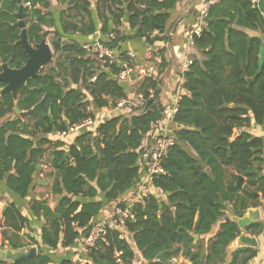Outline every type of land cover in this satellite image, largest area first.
<instances>
[{
  "label": "trees",
  "instance_id": "trees-1",
  "mask_svg": "<svg viewBox=\"0 0 264 264\" xmlns=\"http://www.w3.org/2000/svg\"><path fill=\"white\" fill-rule=\"evenodd\" d=\"M21 1L31 5L25 6L31 42H40L51 32L56 40L72 38L61 41L42 77L30 79L20 88L17 103L11 92L2 94L0 118L14 112L16 105L24 112L0 128V179L14 167L8 185L26 196L38 158L53 148L54 171L48 173L53 180L52 192L72 196H63L54 209L47 199L31 201L33 212L46 220L41 246L36 255L12 264H118L116 252L125 264H134L137 251L142 257L140 264H174L178 256L191 264H247L257 254L250 247L233 251L230 262L226 260L229 244L240 234L237 222L228 219L227 211L231 208L236 215L244 213L252 195L249 186L262 180L258 171L264 143L250 127L264 122V0H222L210 7L202 32L193 35L202 58H194L184 72L187 94L182 95L173 115L175 143L161 159L164 172L152 175L149 191L140 199L118 202L119 207L132 204L134 217L117 227V217L113 216L104 226L105 234L82 254V262L75 260L79 241L92 228L106 202L128 195L140 180V160L147 159L143 157V140L164 117L159 99L163 63L158 64L154 75L138 81L135 91L144 95L142 104L134 103L129 113L122 111L98 121L95 109L117 108L121 99L128 104L134 101L117 74L123 62L138 74V62L123 50H117V61L104 62L90 52L87 43L73 38L78 33H96L91 0H66L67 7L60 15L61 29H55L50 0ZM177 2L98 0L101 32L106 37L114 33L113 42L118 47L137 36L153 40L158 35L152 38V34L165 27L169 11ZM18 8L17 0H0V69L3 62L20 68L28 59L17 42L21 30L14 13ZM126 12L133 34L120 30ZM247 30L260 35H250ZM88 117L95 119L94 125L79 129L80 134L67 149L63 141L47 137L42 147L33 148L27 136L30 129L44 136L69 133L70 127ZM25 118L31 123L23 122ZM21 121L23 127L18 126ZM46 144L49 147L45 148ZM247 170L250 172L244 174ZM243 174L246 180L238 183ZM26 221L11 206L0 224L20 228ZM252 228L255 224L250 231ZM60 248L72 251L57 260L52 251ZM4 263L0 259V264Z\"/></svg>",
  "mask_w": 264,
  "mask_h": 264
},
{
  "label": "crops",
  "instance_id": "crops-1",
  "mask_svg": "<svg viewBox=\"0 0 264 264\" xmlns=\"http://www.w3.org/2000/svg\"><path fill=\"white\" fill-rule=\"evenodd\" d=\"M51 1V11L54 15L55 20V29H61L60 24V15L63 9L67 7L66 0H50ZM98 0H91L93 18L96 24V33L90 36L82 35L80 33L73 36L74 39L84 43L90 44L97 39L105 40L106 35L102 34L101 27L102 21L100 20L97 11L96 3ZM205 0H178L176 6L169 11L170 17L165 25L163 32H154L152 38L155 35H158L153 40L147 39L146 37H133L128 38L121 43L119 49L123 51H129L135 53L133 58L138 62L136 71L139 75L145 69L149 68L150 65H153L156 68L158 64L163 63V69L160 74L161 80V93L159 95L160 102L164 107V117L159 120L156 124L153 125L152 129L146 134L142 148L144 150L143 157L147 158L145 161L140 160L142 165V174L140 180L137 182V187L134 191L129 194L133 195L134 200L140 199L141 193H148L150 178L145 171V163L148 160L149 153L151 149L156 144V139L158 136L167 134L173 135V132L176 128V124L173 122V115L176 111L178 102L182 95L187 94L186 90L183 88L184 83V72L188 69L190 62L198 57L202 58L201 51L195 47L192 41V32L193 30L201 24L202 20V8ZM129 18V17H128ZM114 27V25L112 26ZM45 29H49L45 26ZM51 31L54 28L50 29ZM120 30L127 34H133L135 31L130 27L128 20L124 18ZM250 35H260L259 32L254 30H247ZM54 33L51 32L47 39L49 42H53ZM72 38L70 36L63 37L62 40H67ZM86 45V44H85ZM55 56V55H54ZM54 60V58H53ZM50 65V64H49ZM155 71V72H156ZM138 81L129 79L122 82L125 87L126 93L132 97L134 101H131V104H127L122 108H109L104 107L101 109H95V118L98 121H103L106 118L116 116L124 111L129 113L134 107V103L138 102L137 93L135 91ZM1 101V97H0ZM127 101V100H126ZM129 102V101H128ZM138 104V103H137ZM17 106V105H16ZM15 106V107H16ZM93 106V103L92 105ZM15 109V108H14ZM24 112L22 109L20 113ZM20 113L14 112L8 114L7 116L0 118V128L7 124V122L12 120H17ZM23 122L31 123L28 118L22 119ZM23 127L22 121L18 125ZM250 131L263 139L264 143V122L262 124H252ZM10 134L16 133L14 130H9ZM80 134L78 130L71 131L69 133H60L52 132L44 136L42 133L37 132L33 133L32 129L29 130L27 136L33 141V148L42 147V140L47 137L52 141H63V148H68L71 144L75 142L76 137ZM45 148L49 147L47 144ZM2 148V137L0 136V149ZM51 151H54L53 148L49 149L46 152V155L38 158V163L36 166V171L33 174L34 181L30 186V189L26 196H21L17 192L13 191L8 185V178L15 174V168L7 172L9 173L3 179H0V222L4 219V214L6 210L15 206L21 213L27 218V221L20 228H14L9 225L2 226L0 224V250L13 246L16 249L28 248L30 246H37V249L40 248L41 241V231L43 226L46 224V220L42 215H36L31 209V201L33 199L44 200L47 199L50 207L54 209L56 207V198L57 195L52 192V178L48 177V173L54 171L52 167V160L54 155L50 154ZM256 170H258L256 168ZM258 177L261 178V181H258L256 184L249 186L251 190V197L248 201V207H255L258 209L259 218L255 221V229H252L249 232L257 241L256 247H250L256 250L257 254L248 261L247 264H264V145L263 153L261 155V164L258 171ZM246 180V177L243 178ZM46 183V184H44ZM128 194V195H129ZM102 196H98L97 199L100 200ZM111 202H106L104 209L94 221L93 225L102 224L103 222H109L114 214V210L117 205L112 204ZM130 204V203H129ZM229 217L234 218L236 214L233 213L230 208L227 211ZM84 238V237H83ZM83 239L79 241L78 246L81 244ZM39 243V244H38ZM131 245L136 249V244L131 238ZM240 244L237 241H234L227 248V262L229 263L233 251L239 249ZM236 249V250H237ZM37 250V253H38ZM137 250V249H136ZM69 251H72L71 248H60L58 251H52L53 256L58 260ZM138 255L134 264H140L142 262V257L137 251ZM2 260V258L0 257ZM5 260L4 264H12L9 260ZM58 263V262H56ZM174 264H191V262L183 256H178L173 259ZM55 264V263H50Z\"/></svg>",
  "mask_w": 264,
  "mask_h": 264
},
{
  "label": "water",
  "instance_id": "water-1",
  "mask_svg": "<svg viewBox=\"0 0 264 264\" xmlns=\"http://www.w3.org/2000/svg\"><path fill=\"white\" fill-rule=\"evenodd\" d=\"M19 2L18 11L14 13L17 18V26L20 28V38L17 41L21 44L25 51L27 52L28 59L26 63L20 67L15 68L11 67L8 63H1L0 69V83L3 82V86H0V97L4 92H11L13 94L14 100L16 103L18 102L19 90L22 86L26 85L30 79L40 78L42 77V71L53 61L55 53L61 48V38L54 40L53 42H49L47 37L42 39L40 42H31L28 35V27L25 21L26 11L25 6L21 0H17ZM156 13H164L165 10L155 11ZM129 12H126L125 19L128 20ZM165 27L162 28L161 32H163ZM110 45L113 48L119 49L116 42H111ZM263 64V60L260 62L259 70H261ZM76 86V85H74ZM15 112L20 113L21 109L19 106L15 107ZM180 126V125H179ZM119 127V125H118ZM53 154V151L50 152ZM68 154L62 158V161H65L68 157ZM150 160V156L148 157ZM74 163V159H72ZM250 170L244 172V174L249 173ZM244 174L239 176L238 183L242 181L244 178ZM9 173H6L8 176ZM46 184V183H44ZM63 196L71 197L72 194L68 192H64ZM62 195H57L56 198V206L61 201ZM133 198L132 194L119 197L115 201L112 202L113 205H117L120 201H127ZM234 218H228L235 222H237L240 234L229 244V246L237 241L240 244V247H256L257 241L249 232L250 227L255 223V221L259 218L258 209L255 207H249L245 210L244 213L234 215ZM253 229V228H252ZM89 234V231L85 233V236ZM195 238H198V235L195 234ZM228 246V247H229ZM239 248V247H238ZM237 249V248H236ZM235 249V250H236ZM37 246H30L28 248L16 249L13 246L8 248H4L0 250V257L2 259L9 260L11 263H16L20 260H24L26 258L32 257L37 254ZM59 264V263H55Z\"/></svg>",
  "mask_w": 264,
  "mask_h": 264
},
{
  "label": "built area",
  "instance_id": "built-area-1",
  "mask_svg": "<svg viewBox=\"0 0 264 264\" xmlns=\"http://www.w3.org/2000/svg\"><path fill=\"white\" fill-rule=\"evenodd\" d=\"M222 0H205L203 8H202V20L201 24L198 25L192 32V41L194 34H200L203 30V27L206 25V17L208 16L209 9L212 5L221 2ZM24 6H31L30 3H25ZM115 39L114 33H110L106 40L97 39L94 42L88 44L86 47L92 52L93 54L97 55L99 59L103 60L104 62H113L118 60V53L117 49L113 48L110 43L113 42ZM131 58L133 59L136 55L133 52L129 53ZM191 63V62H190ZM122 70L117 74V78L119 81L124 82L129 79H133L135 81H139L143 76H151L154 75L156 68L153 65H150L149 68L145 69L141 72V75L134 73V67L131 66L128 62H123ZM151 95L153 94V90H150ZM138 103L142 104L145 101L144 95L139 93L137 95ZM128 101L125 99H121L118 101L117 108L124 107ZM173 119V117H172ZM95 123V119L92 117H88L81 121L78 124L73 125L70 127L69 131H76L83 127H91ZM65 133V132H63ZM62 133V134H63ZM175 143V139L172 135L163 134L157 137L155 146L151 149L149 156L150 160H147L145 163V171L149 178L151 179L152 175L164 172V169L161 166V159L168 151V148ZM144 193H141L140 198ZM133 205L128 204L125 207L116 206L114 210V217H117V227L123 226L126 219L133 218ZM112 216V217H113ZM108 222H103L102 224L93 225L89 231V234L84 236L80 246L77 249V253L75 255V260L82 262L83 261V253L88 252L93 246L96 245L97 241L100 239L101 236L105 234L104 226ZM117 262L118 264H125L121 258L120 253L116 252Z\"/></svg>",
  "mask_w": 264,
  "mask_h": 264
}]
</instances>
